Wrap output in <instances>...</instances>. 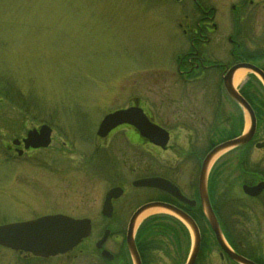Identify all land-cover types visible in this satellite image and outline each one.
I'll list each match as a JSON object with an SVG mask.
<instances>
[{
	"label": "rangeland",
	"instance_id": "obj_1",
	"mask_svg": "<svg viewBox=\"0 0 264 264\" xmlns=\"http://www.w3.org/2000/svg\"><path fill=\"white\" fill-rule=\"evenodd\" d=\"M242 1L224 0L220 7ZM246 1L263 25L264 0ZM173 7L150 0H0V93L12 90L18 99L9 104L0 94V190L8 189L7 197L0 191L1 206L6 202L5 208H11L13 187L37 184L47 199L28 195L27 203L52 205L61 198L63 211L94 220L120 174L128 191L140 175L134 172V154L141 150L125 146L123 133L115 134L106 150L131 153L129 169L107 170L106 161L95 154L102 143L95 136L101 119L135 100L172 135L169 152L155 161L170 166L176 161L177 169L156 173L190 195L187 184L196 182L209 142L216 140L211 133L225 126H209L211 97L205 91L177 82ZM245 123L246 129L247 118ZM41 125L52 130L48 148L22 157L6 152L11 141ZM259 156L253 151V157ZM165 234L159 235L165 245L152 255L154 264H184L191 237L178 247ZM161 239H154L160 247ZM211 250V264H225Z\"/></svg>",
	"mask_w": 264,
	"mask_h": 264
},
{
	"label": "flooded vegetation",
	"instance_id": "obj_2",
	"mask_svg": "<svg viewBox=\"0 0 264 264\" xmlns=\"http://www.w3.org/2000/svg\"><path fill=\"white\" fill-rule=\"evenodd\" d=\"M150 1L172 4L175 7L170 23L179 38L178 46L172 55L177 82L184 85L183 88H186V85H193L205 91V95L211 97L208 109L210 119H207L210 121L209 126H225L220 128V131L211 133L215 135L213 138L216 140L209 138L211 141L208 152L218 144L238 138L244 132L246 117L243 108L228 95L224 81L239 65H248L253 70L252 73L247 72L243 82L236 87L233 84L236 72L233 73L230 85H233L235 92L254 114L256 122L254 135L245 147L228 152L214 162L208 176L207 190L213 213L229 250L253 264H264V149H256V145L264 143V24H260L257 19L258 11L252 14L251 9L246 7V0L229 8L220 7L224 0ZM249 4H252V1H249ZM130 107L142 109L149 122L163 128L139 101H133L126 108ZM229 109L232 110L230 117L227 116ZM118 133L124 134L122 141L125 146L141 150L134 154L138 160L134 172H139L140 175L130 182L129 191L125 177L120 174L116 178L109 190L120 188L122 193L111 201L110 215L102 214L101 205L94 220L75 216L73 213L63 211L61 198L52 205L49 201L41 205L30 204L25 201L28 195L33 198H46L43 191L37 189V184L29 185L27 190L13 187L15 194H12L11 201L7 202L11 208H5L6 202L0 205L2 219L0 227L31 222L43 217L66 216L75 220L88 219L91 223V233L90 237L76 248L55 257H36L0 246V264H131L125 236L127 225L137 209L146 204L163 203L183 211L188 216L196 215L195 212L200 207L197 194L200 167L196 182L187 184L190 195H186L184 189L175 184L173 179L156 173L158 170L174 173L177 169L176 161L172 166L166 163L159 166L155 161L158 157L164 159V154L166 155L170 149L169 143L165 149H160L140 137L134 128L122 125L106 138L98 140L102 142L100 145L102 150L98 149L95 154L104 158L99 157L100 160L106 161L107 170L126 171L131 164V153L126 149L113 152L106 150L110 139ZM168 133L170 141L172 135L169 131ZM221 138H224V141L218 143ZM212 143L216 145L212 147ZM22 148L23 146H5L8 154H16V151ZM253 151L260 156L253 157ZM32 152L35 151L27 153ZM165 159L169 162V159ZM190 159L193 161L194 157L191 156ZM149 178L169 181L179 190L182 197L195 202L194 207L181 203L161 190L133 186V182ZM259 185L262 187L261 191L255 196H248L243 189ZM47 186L45 185L46 189ZM0 191L3 197H7L5 195L8 189ZM205 228L210 231L215 243L211 228L206 222ZM105 233L107 238L98 247ZM215 245L213 248L218 251L219 261L233 264L227 254L216 243ZM104 252L106 253L103 254ZM138 255L141 264H144L139 252ZM212 255L213 250L208 251L200 263L211 264ZM152 257L150 264H154L155 261Z\"/></svg>",
	"mask_w": 264,
	"mask_h": 264
},
{
	"label": "water",
	"instance_id": "obj_3",
	"mask_svg": "<svg viewBox=\"0 0 264 264\" xmlns=\"http://www.w3.org/2000/svg\"><path fill=\"white\" fill-rule=\"evenodd\" d=\"M239 69H246L253 72L250 66L239 65L229 73L228 79L225 78L224 86L233 101L239 104L247 113L250 123L249 128L247 129V132L239 138L222 143L207 154L202 162L198 178V195L203 215L213 232L219 248L225 252L228 258L235 264H253L252 262L237 256L226 246L218 222L212 211L207 192V179L214 159L219 154L247 145L251 141L255 132L256 122L251 108L230 85L231 76ZM122 125L132 126L140 137L146 139L150 144L161 149H165L168 143V133L151 124L143 112L136 107L116 111L105 116L99 125L96 135L98 138L104 139L111 131ZM50 142L51 129L46 125L41 126L39 130L28 131L26 138L22 141L24 144V150L26 151L30 149H46L50 145ZM12 145L19 146L20 142L14 140L12 141ZM256 148L264 149V143L256 145ZM18 155L21 156L22 151H19ZM133 186L158 189L189 207H194L195 205V202L188 201L182 197L179 190L170 182L160 178L143 179L133 183ZM259 186L253 188L244 187L243 189L248 196H255L261 191L262 187ZM121 193L122 191L119 188L112 189L107 193L103 204L104 216L110 215L111 201L118 198ZM154 209L167 212L171 216L178 219L189 230L192 237V245L190 254L185 264H195L201 241L199 230L195 222L188 215L177 208L163 203H151L144 205L132 215L127 227L125 238L126 248L132 264H141L135 246V227L137 220L143 213ZM89 235L90 222L88 220H73L64 216L45 217L33 222L0 227V246L15 251L31 253L37 257H54L69 252L83 239L88 238ZM105 239L106 233L104 234L98 247L101 246ZM103 254H105V252Z\"/></svg>",
	"mask_w": 264,
	"mask_h": 264
},
{
	"label": "trees",
	"instance_id": "obj_4",
	"mask_svg": "<svg viewBox=\"0 0 264 264\" xmlns=\"http://www.w3.org/2000/svg\"><path fill=\"white\" fill-rule=\"evenodd\" d=\"M13 91L9 90L4 91L1 95L6 99L9 104H18V99L15 96H12ZM224 135V134H223ZM225 136V135H224ZM224 141V138H221L218 143ZM216 143H212L211 146H215ZM197 198V195H196ZM196 215L190 214V217L197 224L200 234H201V244H200V252L197 260V264H201V260H203L205 254L210 251L215 243L213 241L212 235L209 230L205 228V218L201 211V208H197ZM165 233H169L173 236V242L171 245H181V240L186 238L188 240V234L185 228L176 220L167 216H159L148 219L138 230L136 235V246L138 252L140 253L144 264H150V259L155 252L160 251L165 245L163 239L160 236L166 237ZM210 235V236H209ZM155 238H159V244L161 247L157 245V242L154 241ZM153 258V257H152Z\"/></svg>",
	"mask_w": 264,
	"mask_h": 264
},
{
	"label": "bare ground",
	"instance_id": "obj_5",
	"mask_svg": "<svg viewBox=\"0 0 264 264\" xmlns=\"http://www.w3.org/2000/svg\"><path fill=\"white\" fill-rule=\"evenodd\" d=\"M246 73L247 72L244 70L238 71L236 73L234 81H233L234 87L240 85L243 82ZM162 213H164V212L162 210H159V209H154V210H150V211L143 213L139 217V219L137 220L136 227H138L148 217L155 215V214H162Z\"/></svg>",
	"mask_w": 264,
	"mask_h": 264
}]
</instances>
